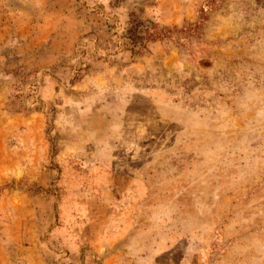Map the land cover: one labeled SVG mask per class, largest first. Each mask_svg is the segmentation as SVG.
<instances>
[{
  "label": "rangeland",
  "instance_id": "rangeland-1",
  "mask_svg": "<svg viewBox=\"0 0 264 264\" xmlns=\"http://www.w3.org/2000/svg\"><path fill=\"white\" fill-rule=\"evenodd\" d=\"M203 4L0 0V264H264V0L130 40Z\"/></svg>",
  "mask_w": 264,
  "mask_h": 264
},
{
  "label": "trees",
  "instance_id": "trees-1",
  "mask_svg": "<svg viewBox=\"0 0 264 264\" xmlns=\"http://www.w3.org/2000/svg\"><path fill=\"white\" fill-rule=\"evenodd\" d=\"M216 1L218 0H209V4H203V7L199 10V20L195 23H188L183 27L175 26L173 29L167 27L159 28L157 24H151V26L146 27L144 35H141L137 30H132L130 33V40L134 47L139 45L141 49H146L145 43L164 40L174 42L179 46L188 49L189 44H187L186 41H189L194 36L201 38V30L205 25V22L208 21L210 13L212 10L219 7L218 4H215ZM133 51L135 50L133 49ZM140 51L134 53L139 55L141 54ZM201 54L205 55V50H201ZM190 55L194 56L195 54L191 53Z\"/></svg>",
  "mask_w": 264,
  "mask_h": 264
}]
</instances>
